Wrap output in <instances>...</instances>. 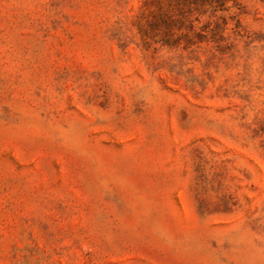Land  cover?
<instances>
[{
    "label": "rangeland",
    "instance_id": "rangeland-1",
    "mask_svg": "<svg viewBox=\"0 0 264 264\" xmlns=\"http://www.w3.org/2000/svg\"><path fill=\"white\" fill-rule=\"evenodd\" d=\"M0 264H264V0H0Z\"/></svg>",
    "mask_w": 264,
    "mask_h": 264
}]
</instances>
